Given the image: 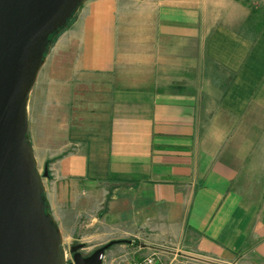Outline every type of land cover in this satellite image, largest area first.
<instances>
[{
  "label": "crops",
  "instance_id": "obj_1",
  "mask_svg": "<svg viewBox=\"0 0 264 264\" xmlns=\"http://www.w3.org/2000/svg\"><path fill=\"white\" fill-rule=\"evenodd\" d=\"M250 16L241 0L78 9L28 106L63 244L264 264V26Z\"/></svg>",
  "mask_w": 264,
  "mask_h": 264
},
{
  "label": "water",
  "instance_id": "obj_2",
  "mask_svg": "<svg viewBox=\"0 0 264 264\" xmlns=\"http://www.w3.org/2000/svg\"><path fill=\"white\" fill-rule=\"evenodd\" d=\"M87 0H0V264H68L30 136L28 106L52 36ZM120 241V240H119ZM111 241L74 264H102ZM69 264H73L72 262Z\"/></svg>",
  "mask_w": 264,
  "mask_h": 264
},
{
  "label": "rangeland",
  "instance_id": "obj_3",
  "mask_svg": "<svg viewBox=\"0 0 264 264\" xmlns=\"http://www.w3.org/2000/svg\"><path fill=\"white\" fill-rule=\"evenodd\" d=\"M242 3L245 5L249 6L251 9V16H250V27H251V32H257L260 28L264 26V0H241ZM263 142H264V136H263ZM39 168V167H38ZM41 173H44L43 169H39ZM45 181V180H44ZM79 233V232H78ZM81 235V233H79ZM81 243V242H80ZM86 243V242H85ZM126 243V241L124 242ZM122 243V244H124ZM79 244V242H74L73 244H70L69 240H66L64 243V247L66 248L69 262H73V254L70 252V248L75 245ZM107 243L104 244H99V246H94L92 243H86L85 248L81 250V252L87 256L92 254L95 250L98 248L106 245ZM154 250H151L150 248H141L140 247V240H135L134 244L132 245H121V243H116L115 246H112L107 252L108 255H106L105 258V264H118L117 262L119 260H124L127 258L128 261L131 260H138L141 259L150 253H152ZM162 256H169L165 252H160ZM123 263V261H122Z\"/></svg>",
  "mask_w": 264,
  "mask_h": 264
},
{
  "label": "built area",
  "instance_id": "obj_4",
  "mask_svg": "<svg viewBox=\"0 0 264 264\" xmlns=\"http://www.w3.org/2000/svg\"><path fill=\"white\" fill-rule=\"evenodd\" d=\"M67 263L69 262L68 254L66 252ZM74 264V261L72 262ZM218 264L212 260L201 259L198 257L190 256L184 258H172L169 256H162L159 251H153L149 255L138 259L128 261L126 264Z\"/></svg>",
  "mask_w": 264,
  "mask_h": 264
},
{
  "label": "trees",
  "instance_id": "obj_5",
  "mask_svg": "<svg viewBox=\"0 0 264 264\" xmlns=\"http://www.w3.org/2000/svg\"><path fill=\"white\" fill-rule=\"evenodd\" d=\"M69 23H70V22H69ZM68 26H69V24H68ZM68 26H67V27H68ZM67 27L61 29L59 32L55 33V34L52 36V41H51V43L48 45V52H49L50 48L52 47V45H53L55 39L57 38V36H58L59 34H61V33L67 28ZM48 52H47V54H48ZM47 54H46V55H47ZM48 211H49V210H48ZM124 242H125V240H120L118 243H124Z\"/></svg>",
  "mask_w": 264,
  "mask_h": 264
}]
</instances>
